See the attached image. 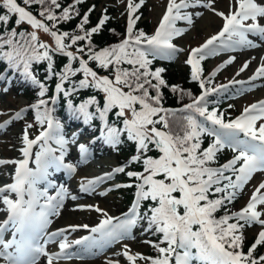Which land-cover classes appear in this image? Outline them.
Instances as JSON below:
<instances>
[{"label": "snow or ice", "instance_id": "obj_1", "mask_svg": "<svg viewBox=\"0 0 264 264\" xmlns=\"http://www.w3.org/2000/svg\"><path fill=\"white\" fill-rule=\"evenodd\" d=\"M22 2L28 7L21 6L18 0H0V9L6 10L0 14V28L6 31V35L0 34V59L6 60L10 67L17 69L22 67L25 78L39 85L41 97L45 95L46 87L36 79L30 69L34 61L47 60L49 72L60 77L61 82L56 85L57 93L63 92L68 96L69 91L63 88V82L70 76L82 72L84 78L78 82L80 88L93 87L105 94L102 109L97 107L101 119H105L113 108L119 109L117 115L121 117L125 116L126 110L131 112L132 118L123 122L129 138L137 142L139 155L134 156L132 160L142 159L143 163V172L127 173L137 181L136 200L130 209L131 216L126 213L125 216L128 218L114 225L113 217L102 209L95 208V211L103 213L105 219L97 226L91 227L90 232L100 234L101 238L118 242L128 234L129 229L134 227L139 219H146L148 225L146 230L153 231L154 234H162L160 243L167 246L160 247L159 244H154L159 255L153 258L139 253L131 254L128 246L124 245L122 252L116 255H123L129 264H136L137 260H145L150 264H172L173 259L175 264H192L194 260L199 261L200 264H264V255L257 257L254 254L258 245H264V230L259 232L258 238L246 253L242 250L244 240L242 229L253 223L264 226V219H260L264 211L257 210L258 205H264V192L261 191L264 189V182L258 185L247 205L240 211L226 213L220 218L214 215L225 206V202L231 203L236 198L254 173L264 172V122H260L264 121V100L245 107L234 120L226 121L223 113H218L215 109L209 111L206 98L210 93L228 86L220 85L219 89L206 87L210 79L207 82L201 79L202 69L199 66L200 61L210 53L218 54L220 48L235 50L237 47H259V44L248 37L252 35L264 41V2L234 0L230 5L233 10L227 15L222 12L216 13L224 20L222 29L200 47L193 48L186 61L191 65L192 79L199 80L200 87L204 91L192 103L180 110L188 114L183 117L185 123L178 131L172 129L167 119V115L172 110L160 106L159 88L165 84L161 78L163 69L150 72L149 65L152 61L148 57L155 58L158 54L170 55L179 51L171 41L174 36L181 35L185 30L176 28L175 22L185 20L188 24H192V16L182 10L196 6L212 8L213 0H179V2L169 0L153 35H146L143 31L133 34L135 20L139 19V17L134 18L133 13L144 3V0H140V4L128 0L129 19L126 38L100 51H93L90 38L93 33L100 30V26L108 19L107 16L102 17L99 24L89 31L84 28L88 22V15L85 14L79 25L83 35L60 33L59 29H56V22L70 20L73 12L79 15L75 5L82 3L83 0H74L73 4L62 9L59 16L55 13V9L61 8L58 0H22ZM33 4L40 6L38 12L40 18L28 10ZM91 10L89 9V12ZM212 10L215 11L214 8ZM13 18L15 25L27 23L33 31L18 32L15 27L7 30L6 26L13 21ZM39 31L53 38L54 49L40 40ZM66 38L71 41L70 44L65 42ZM84 40L89 41L88 59L79 58V67L73 68L71 61L76 60L77 56L68 49L78 41ZM5 46L9 50L3 51ZM50 52H60L69 58L70 62L65 65L62 73L52 72L53 57ZM77 52L84 53V48H77ZM234 59L232 57L225 61L211 75L214 77L217 71L231 64ZM88 60L96 61L104 69L111 66L114 69L113 78L107 75L98 76L97 72L88 66ZM122 64L131 67H120ZM248 66L249 62L246 61L236 75L245 71ZM149 77L154 78L157 83L153 84ZM259 77H264V63H261L249 79L255 80ZM229 83L245 82L233 79ZM150 88L156 90L155 96L150 95ZM175 90L173 88V91ZM69 103L71 104L70 101ZM46 104L47 101L41 99L38 104L32 106L38 111L37 121L41 125L46 123L47 127L35 139H29L27 130L24 131L22 140L25 147L21 149L23 159L15 161L0 159V165L9 163L16 165L13 182L0 186V203L6 206L9 214L7 220L0 222V257L4 259L5 264H38L41 256L47 257V264H54V261L72 258V254L67 252L72 244L82 245L92 241L94 246L96 242L94 236H84L69 242L64 236L63 229L52 233L45 232L47 225L51 223L49 216L59 215L66 190L61 187L57 196L53 197L47 194L46 189L41 191L37 185L46 179L48 169L51 167L63 166L69 171H75L73 165L63 163L65 149L70 141L59 133L60 126L51 116ZM93 104H97L95 97L80 104L76 111L86 120L90 119L93 114L88 111V107ZM137 104L140 106L139 110ZM41 106H45L42 113L39 112ZM23 111L22 109L16 112L14 118L20 119ZM162 112L165 115H159ZM197 114L203 118V121L197 119ZM154 117L158 118L154 119ZM207 122H210L211 127L207 126ZM158 124L162 125V129L157 127ZM27 127L31 128L32 125L29 124ZM118 132V129H108L106 139L109 143L116 142ZM205 133L214 139L207 148L201 150V136ZM241 134L244 139H240ZM50 140H55L60 146L59 156L55 155L56 149L49 146ZM40 141L43 143L41 150L36 153L37 167L33 169L29 167L31 149ZM150 145L159 151L158 158L146 155L151 150ZM225 147L231 148L236 155L218 167L211 166L215 163L217 153ZM79 148L81 153L87 151L83 144H80ZM124 171V167H117L112 173H105L104 176L88 180L87 184L94 186L105 178L111 179L114 173ZM228 172L231 175H226ZM82 190L87 192L89 187L82 186ZM11 194H15V199L11 198ZM210 194L221 195L210 198ZM42 199L43 204L40 203ZM72 199L75 200L76 197L73 196ZM147 200H151L154 204L141 216L137 209L142 201ZM37 207L40 208L39 212L36 211ZM69 227L73 231L79 227L89 228L88 225ZM9 230L12 231V239L5 241L3 233ZM58 237H63L58 241L60 251L49 254L45 245L49 242H57ZM84 250L88 251V248ZM107 264H119V261L109 260Z\"/></svg>", "mask_w": 264, "mask_h": 264}, {"label": "trees", "instance_id": "obj_2", "mask_svg": "<svg viewBox=\"0 0 264 264\" xmlns=\"http://www.w3.org/2000/svg\"><path fill=\"white\" fill-rule=\"evenodd\" d=\"M58 2L61 4L60 9H55V13L57 16L60 15L62 9L64 7H67L68 5H71L74 3V0H58ZM136 4H140L138 0L133 1ZM18 3L21 4V6L28 7L23 5L22 0H18ZM94 6V7H93ZM99 6V3H97L94 0H83L82 3L75 5L76 10L78 11L79 15H76L75 12L72 13V18L67 21H58L56 22V29H59L60 33L63 32H69L71 35H83V31L79 28V25L82 21V17L87 14L88 15V22L84 25V28L87 30H91L92 27H95L99 24V21L102 17L107 16L108 19L105 21V23L100 26V30L97 33H93L90 40H91V46L93 48V51H100L104 48L111 47L112 45L118 44L123 41V39L127 36V26H128V13H124V15L117 17L113 16L112 8L109 6H106L105 8L101 9L100 11L97 10V7ZM143 4L140 5V7L133 13V17H139V19L135 20L134 26H133V34L138 33L139 31H143L145 34L153 35V30L150 29V25L148 23H141L140 18L143 11ZM89 9H92L89 12ZM28 10L32 11L34 15H37L38 18V12L40 10L39 5L33 4ZM6 10L0 9V14H3ZM126 14V15H125ZM13 21L10 22V24L7 27V30H10L11 28L15 27L17 31H25V32H31L33 29L30 25L27 23H23L19 26L15 25ZM46 23L51 24L52 22ZM55 30V29H54ZM0 34L6 35V31L4 28H0ZM39 38L42 42L47 43L50 48H55V43L53 38L43 31L38 32ZM66 43H71L69 39L66 38ZM88 40L84 41H78L76 45H72L68 51H72L76 56V60H72L71 64L73 68L79 67V58H83L85 60L88 59ZM83 47L84 53L77 52V48ZM9 50L7 46L3 49V51ZM43 51V50H40ZM50 55H52L53 60V69L52 72L55 73H62L64 71L65 65H67L70 61L69 58L60 53V52H50ZM163 56H160L159 54L153 58L152 56H149L148 59H150L152 62L149 65V71L154 72L157 69H163L161 72V78L165 81L164 85H161L159 88L161 100H160V106L164 109L172 110L171 113L167 115V119L169 120V123L172 126V129L174 131H178L180 126L185 123L183 117L186 116L187 112H181V108L183 105L191 102L195 99L196 96H198L201 93L202 88L200 87L198 80L192 79V71L189 68V66L186 64V61L181 59V65L178 69L175 68V58L176 54H167L162 53ZM48 61L47 60H41V61H34L31 65L30 71L33 73L35 72L36 79L45 85L46 92L43 97L39 95L40 87L38 84L33 83L31 79L25 78L23 75V68H14L10 67L8 65V62L4 59H0V75H2L3 72L7 74L8 76H11V82L8 86V93L12 95L22 96L25 99H27V103L23 106H26L24 111L22 112L21 121L34 124L35 127L39 128L40 126L37 125L38 121L36 119L38 111L36 108L32 107L33 105H36L39 103L41 99L47 101L46 107L50 111L54 110L55 115H59L60 118L65 121V123L70 122H79L85 121L88 124L87 131L91 133L90 134H96L100 129L103 128L104 130L108 131L109 128L118 129V135H117V147H116V157L120 164L123 165L125 171L122 172L123 179L127 180V182L131 183L132 187H128L125 189H121L120 195L124 197L125 199V205L124 208L127 206L128 201L130 198H132L133 195V189H135V184L137 183L135 177H129L127 173L129 171L133 172H143V163L142 159L141 161H133L131 160L128 165L127 164V157L129 155H133L135 153V142H132L131 144H127V141L124 140V120L125 119H131V112H126L125 116L121 117L118 116L117 113L119 111L118 108H113L111 111L107 113V120L101 119L99 111H97V107L99 106L101 109L104 104V97L105 94L93 87L88 88H80L79 87V80L83 79V73L78 72L75 76H70L67 81L63 82V88L68 91H72L70 95L65 96L63 92H56L55 86L58 80H60V77L57 75H52L48 70ZM88 66L92 68L94 71L97 72L98 76H109V78H113L114 69L110 66L108 69H104L98 65L96 61L88 60ZM120 67L123 68H130V65L122 64ZM200 68L202 69L200 75L203 80L206 82L209 81V83H206V87L211 88L214 85H217L220 82L225 81V79L222 78H216L217 74L215 76H210L208 73H206L202 66L200 65ZM89 79H91L89 77ZM151 79L152 83L155 84L157 81L149 77ZM75 88V90H73ZM173 88L176 90L173 91ZM149 93L152 96H155L156 90L155 89H149ZM58 97H57V95ZM95 97L97 104L90 105L88 107V111L91 112L92 115V121L90 119H85L82 114H80L76 109L78 106L82 103H86L90 98ZM56 99V100H55ZM207 99V107L209 111L215 109L218 111V113H223L224 118L226 121L231 120L235 118L238 113L237 109L232 105V102H224V101H218L215 99L213 95H208ZM71 102V104L69 103ZM137 110H139L140 106L139 104L136 105ZM45 106H41L39 109V112L44 111ZM127 111V110H126ZM174 113V114H172ZM159 115H165V113H160ZM158 117H154L156 119ZM197 119L200 121H203V118H199L197 114ZM105 120V121H104ZM68 125V124H67ZM207 126L211 127L210 122H207ZM158 128L162 129V125L158 124ZM213 137L207 135L206 133L201 136V150L207 148L210 143L213 141ZM120 140V141H119ZM119 141V142H118ZM150 151L146 153L147 156H151L153 158H158L160 155L159 151L152 145H150ZM137 155L139 153L137 152ZM227 150L225 148L221 149L215 159V163H213L211 166L218 167L228 161ZM226 175H231L230 172L226 173ZM234 179V177H233ZM221 194H215L211 195L210 198H216L220 196ZM154 202L151 200L142 201L140 203L139 207V214L141 216L144 215L145 212H148L151 206H153ZM240 206L237 205L235 199L231 202H225V206L221 207L214 215L216 218H220L224 216L226 213L231 214L240 211ZM150 214V213H149ZM230 223L235 221H229ZM256 223H253L251 226H256ZM251 226L246 225L243 229V236L244 240L242 243V250L246 253L248 248L251 247V245L255 242L257 238L251 235H247V229H249ZM148 225L146 219H139L136 228L139 230H143V236L145 239V244L147 246V249L144 253V256L146 257H157L159 255L157 249L153 246L154 244H159L160 247H166V244L160 243L162 240V234L155 233L153 231H147ZM263 230V229H261ZM151 242V243H149ZM182 251V250H180ZM193 252H195V249H193ZM257 257L260 255H264V245H258L257 249L254 253ZM147 264H150V262L146 261ZM172 264H175V261L173 259ZM192 264H200L199 261H193Z\"/></svg>", "mask_w": 264, "mask_h": 264}, {"label": "rangeland", "instance_id": "obj_3", "mask_svg": "<svg viewBox=\"0 0 264 264\" xmlns=\"http://www.w3.org/2000/svg\"><path fill=\"white\" fill-rule=\"evenodd\" d=\"M94 1L99 3V6L97 7L98 11L105 8L106 6L111 7L114 17L118 18L119 16L124 15V13H128V0ZM138 1L140 2V0ZM168 2L169 0H144L142 6L144 13L140 18V22L148 23L151 30H153L154 27L159 26L160 20L166 11ZM257 2H264V0H257ZM233 3L234 0H213L212 8H214L215 11H213L212 8H204L202 6L188 8L186 12L192 16V24H188L187 21L182 20V22H185H183L181 25L182 28L179 29H184L185 31H183V33L174 40V43L183 50L182 53L178 54L174 61L176 69L180 67L182 63L181 59L184 60V56L188 51H192L193 48L204 44L211 36L219 33L223 27L224 20L216 13L222 12L227 15L231 10H233L230 7V5ZM183 11L185 12V10ZM197 13H199V15H197ZM205 25L210 27L207 29V31L205 29ZM248 38L260 46L255 48H239L232 53V56H226L225 54H222V56L218 55L213 62L210 60L206 65L209 69H211L210 73H212L214 66H219L218 63H224L232 57L235 58L231 64H228L219 71V78L229 81L233 79L237 81H251L250 85L240 89L241 93L237 95V98L234 100V102H232V105L237 109V112L240 113L245 107H248L254 103H258L260 98L264 97V77H259L255 80L249 79L254 75L255 70L261 65V63H264V41H261L256 36H249ZM246 61L249 62L248 68L239 75H236V73ZM26 103L27 99L24 97L12 95L5 90H0V159L9 161L23 159L21 149L25 147L22 140L25 130H27L29 139H35L34 137L36 136L39 129H37L34 125L31 124L32 127L28 128L27 126L30 123L27 122L9 119L6 121L7 123L4 122L6 118L9 116L12 117L15 114L14 112ZM84 126L85 125L83 122H76L69 131L68 136L65 137V139L69 140L70 143L66 146L64 156L69 162L72 163L74 167L76 166V174H73V176H67L69 181L63 182L62 187L66 190V195L64 196L62 205L64 208L62 211H59V215L51 216V223L48 224L45 229L46 232L50 229L57 230L61 227L64 228L70 225L89 226L87 229L79 227L75 231L72 229L65 231L64 236L69 242L76 238H80L85 233L90 232L91 227L97 226L101 220L105 219L103 213L95 211V208L102 209L109 216L116 219V215L122 211L123 206L125 205V199L120 195V192L113 191L106 195H102L99 192L100 188L95 190H90L89 188V191L87 192L81 189L79 192L78 189L80 183H85L88 180H92V178L96 177L100 173H112L113 169H115V166L118 164L116 157L117 150H114L112 143H106L108 144L107 147H105L103 144H101L99 147L93 146L89 155H87V151L85 153H81L79 148L80 144H83L86 149L90 147L88 142L90 138H86V134L82 132V130H84ZM73 140L75 141L74 143L71 142ZM126 141L127 144H129L128 142L131 141L129 135H126ZM50 143H55V141ZM55 146L59 147L60 149L58 144ZM35 157L36 156H34L33 160H35ZM84 157H87V160ZM90 163H94V165H90ZM33 164L34 162L32 161L31 166ZM15 168L16 165L13 163L0 166V172H2L5 176L0 177V184L9 182L11 180V175L14 173ZM114 174H116L115 177L118 179L119 174ZM114 174L112 175L113 177ZM262 178H264V172H257L252 176L248 183L244 185L243 190L238 192L235 198L238 206H243L251 198L255 189L261 182H263ZM60 189L61 187L58 191H60ZM261 191L264 192V189ZM73 196L76 197L75 200L72 199ZM89 205L93 207H85ZM258 206L260 211H264V205ZM1 208L2 206H0V220L6 213V206L5 209L1 210ZM128 213H130V211ZM262 216L261 217L264 219V215ZM260 231L261 228L253 225L247 229L246 232L247 235L258 237ZM143 234V230L134 229V227H132L129 229L128 234L123 239L119 240L118 242H113L115 245L109 247L106 254H101L100 257L94 258L92 260H81L75 262V264H107L109 260L119 261V264H129L123 255H116V253L122 252L123 246L127 245L131 254L139 253L144 256L147 246L145 244L146 238L143 236ZM62 238L63 237H58L57 242L47 243L45 245L46 251H48L50 247H52L53 250L59 248L58 241ZM39 260L47 264V257L41 256ZM59 263L61 262L56 264ZM136 264L147 263L145 260H137Z\"/></svg>", "mask_w": 264, "mask_h": 264}, {"label": "bare ground", "instance_id": "obj_4", "mask_svg": "<svg viewBox=\"0 0 264 264\" xmlns=\"http://www.w3.org/2000/svg\"><path fill=\"white\" fill-rule=\"evenodd\" d=\"M210 27H208L207 25H205V29H206V31H207V29H209ZM76 193H77V191H76ZM73 194V193H72ZM71 195V194H70ZM85 204H87V203H85ZM0 206H2V208H1V210L2 209H5V206L2 204V203H0ZM63 226H65V225H63ZM38 264H45L44 262H42L41 260H39L38 261ZM59 264H75V262H73V261H66V262H61V263H59Z\"/></svg>", "mask_w": 264, "mask_h": 264}]
</instances>
